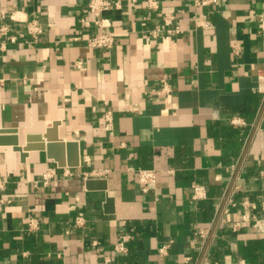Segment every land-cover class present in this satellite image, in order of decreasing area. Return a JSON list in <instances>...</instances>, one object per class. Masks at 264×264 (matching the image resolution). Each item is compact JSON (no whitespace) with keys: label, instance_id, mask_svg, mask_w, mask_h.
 <instances>
[{"label":"crops","instance_id":"0c3cea01","mask_svg":"<svg viewBox=\"0 0 264 264\" xmlns=\"http://www.w3.org/2000/svg\"><path fill=\"white\" fill-rule=\"evenodd\" d=\"M89 1L0 0V264H264V0Z\"/></svg>","mask_w":264,"mask_h":264},{"label":"built area","instance_id":"2783aa9c","mask_svg":"<svg viewBox=\"0 0 264 264\" xmlns=\"http://www.w3.org/2000/svg\"><path fill=\"white\" fill-rule=\"evenodd\" d=\"M220 3V0H198L196 1V5L199 7H215L218 6ZM147 8L150 11H156L160 7V0H146ZM112 6L111 2L109 0H90L89 1V13L92 16H99L101 13H103L104 10L107 8H110ZM118 6V4H116ZM174 19V16L172 15H166L164 17L165 25L170 26L172 24V21ZM103 20L96 19L93 21V24L90 23L87 19L83 20L84 27H90L91 24L95 25V27L99 29H104L107 27V25L103 24ZM148 22L143 20L142 26L144 29L147 27ZM196 26L201 29H210L212 27V23L209 21V19L206 16H202L196 20ZM176 33L181 32V30L178 28L175 30ZM41 33L40 27L36 23H30V26L28 27V34L32 37L36 38ZM150 35L154 38L158 37L160 34V29H152L149 31ZM12 41L15 42L16 38H12ZM116 44V36L111 32H102L98 34L92 35V37L88 40V45L95 49H103V50H110L114 47ZM103 127L107 131H111L112 128V113L107 112L103 116ZM139 183L141 185V190L144 193H147L149 191V187L156 183L157 181V173L154 169H138L136 171ZM51 178V176L46 175L44 177L45 184L48 182V180ZM0 188H3V185H0ZM194 190V199L201 200L206 198V193L204 191V188L199 185L193 186ZM85 224V216L83 214H79L76 218V225L81 227ZM40 229V224L35 218H31L28 220L26 224V230L33 233ZM201 234L204 235L202 232ZM131 240V236L127 235L122 237L121 241L115 246V252L119 254H126L128 252V242ZM167 247H164L160 249L161 254L166 253ZM105 261L107 263L110 262L109 259L105 258Z\"/></svg>","mask_w":264,"mask_h":264},{"label":"water","instance_id":"95a60500","mask_svg":"<svg viewBox=\"0 0 264 264\" xmlns=\"http://www.w3.org/2000/svg\"><path fill=\"white\" fill-rule=\"evenodd\" d=\"M56 126H57V124L55 123L54 125H53V128L55 129L56 128ZM50 133H52L51 132V130H49L48 131V133L46 132V135L44 136L45 137V139L48 141V144L47 145H43V146H38L37 148H35L36 150H45V151H47V153H48V155L50 156V157H52V149H53V147H54V142H57L58 144H61V145H63L62 144V141L56 136H54V137H52V135H50ZM19 148V147H18ZM31 149H33V147H30V146H27V147H25V150L26 151H28V150H31ZM19 151L21 150V149H18Z\"/></svg>","mask_w":264,"mask_h":264}]
</instances>
